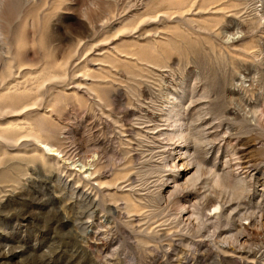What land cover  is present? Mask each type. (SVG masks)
Here are the masks:
<instances>
[{
    "label": "rangeland",
    "instance_id": "1",
    "mask_svg": "<svg viewBox=\"0 0 264 264\" xmlns=\"http://www.w3.org/2000/svg\"><path fill=\"white\" fill-rule=\"evenodd\" d=\"M0 264H264V0H0Z\"/></svg>",
    "mask_w": 264,
    "mask_h": 264
},
{
    "label": "bare ground",
    "instance_id": "2",
    "mask_svg": "<svg viewBox=\"0 0 264 264\" xmlns=\"http://www.w3.org/2000/svg\"><path fill=\"white\" fill-rule=\"evenodd\" d=\"M174 102V101H173ZM175 105V104H174ZM167 107V106H166ZM173 116V115H172ZM174 124V123H173ZM179 130V128H173V130H171L170 132H171V134H174V135H176V136H180V131H178ZM157 135H159V134H157ZM184 137V136H183ZM178 142V141H177ZM180 143V142H179ZM40 145V144H39ZM41 147H42V145H41ZM174 149V148H173ZM47 150L49 151V150H51L50 148H49V146L47 147ZM180 150V149H179ZM188 150V149H187ZM188 152V151H187ZM181 153V152H180ZM55 155V154H54ZM178 155V154H177ZM181 156V155H180ZM175 158V157H174ZM184 159V158H183ZM182 160V159H181ZM173 161V160H172ZM178 164V163H177ZM182 164V163H181ZM192 166V165H191ZM194 166H195V164H194ZM180 167V166H179ZM183 168V167H182ZM185 168V167H184ZM187 169V168H186ZM196 169H198L197 168V166L195 167V170ZM178 172V171H177ZM201 172V171H200ZM202 174V173H201ZM180 173H178L177 174V176L174 178L175 180L174 181H176V180H178L177 178L179 177L180 178ZM195 178V175L194 174H191L190 176H188L186 179H184L183 180V184L184 183H186L187 181H189V180H193ZM172 181V180H171ZM196 181V180H195ZM178 182V181H177ZM246 182V181H245ZM164 183V182H163ZM181 183V182H180ZM188 183V182H187ZM247 183V182H246ZM195 184V183H194ZM163 186V185H162ZM179 185H178V183H175V182H173L171 185L170 184H167V185H165V189H166V191H167V189H169V188H172L173 190L175 189H177V187H178ZM245 188V187H244ZM171 192L170 191H168V194H170ZM173 193V192H172ZM165 197V196H164ZM165 200V199H164ZM207 204V203H206ZM184 213V212H183ZM182 215H184V214H182ZM220 215V214H219ZM183 217H185V216H183ZM252 220H253V218H252ZM242 224V223H241ZM248 224H251V223H248ZM254 227V226H253ZM253 230V232H255V229L254 228H252L251 229V231ZM256 235V234H255ZM216 237V236H215ZM236 237H238V236H236ZM227 238V237H226ZM239 238V237H238ZM230 241V240H229ZM229 241H226V240H224L222 243H221V245H220V248L222 249V250H232L233 248L234 249H236V250H239L242 246L239 244V243H237V244H232L231 242H229ZM233 241V240H232ZM237 241V240H236ZM235 242V241H234ZM200 244V243H199ZM204 244V243H203ZM218 245V244H217ZM204 248V246H201V248ZM249 247V246H248ZM247 249V248H246ZM253 249V248H252ZM241 250V249H240ZM230 252V251H229ZM249 252V251H248ZM239 254V253H238ZM3 258V257H2ZM224 260V259H223ZM2 263V262H1Z\"/></svg>",
    "mask_w": 264,
    "mask_h": 264
}]
</instances>
